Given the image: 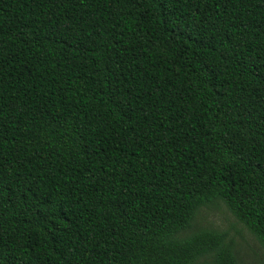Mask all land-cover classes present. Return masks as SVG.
Returning a JSON list of instances; mask_svg holds the SVG:
<instances>
[{
  "label": "trees",
  "instance_id": "1",
  "mask_svg": "<svg viewBox=\"0 0 264 264\" xmlns=\"http://www.w3.org/2000/svg\"><path fill=\"white\" fill-rule=\"evenodd\" d=\"M218 200L264 246V0H0V264H240Z\"/></svg>",
  "mask_w": 264,
  "mask_h": 264
},
{
  "label": "rangeland",
  "instance_id": "2",
  "mask_svg": "<svg viewBox=\"0 0 264 264\" xmlns=\"http://www.w3.org/2000/svg\"><path fill=\"white\" fill-rule=\"evenodd\" d=\"M196 227H212L225 231L227 239L234 242L240 264H263L264 246L222 200L199 210L193 229Z\"/></svg>",
  "mask_w": 264,
  "mask_h": 264
}]
</instances>
